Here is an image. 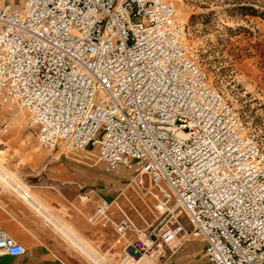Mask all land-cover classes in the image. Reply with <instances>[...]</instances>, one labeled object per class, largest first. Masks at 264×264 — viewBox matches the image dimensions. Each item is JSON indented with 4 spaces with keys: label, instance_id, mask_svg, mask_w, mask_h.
<instances>
[{
    "label": "built area",
    "instance_id": "2783aa9c",
    "mask_svg": "<svg viewBox=\"0 0 264 264\" xmlns=\"http://www.w3.org/2000/svg\"><path fill=\"white\" fill-rule=\"evenodd\" d=\"M15 1L0 3V104L25 113L42 146L97 148L106 171L132 172L159 210L176 204L207 264H264L263 146L210 85L175 2ZM114 203L91 222L114 225L128 256H154L130 240L125 208L111 218ZM25 253L0 225V256Z\"/></svg>",
    "mask_w": 264,
    "mask_h": 264
},
{
    "label": "rangeland",
    "instance_id": "374dc122",
    "mask_svg": "<svg viewBox=\"0 0 264 264\" xmlns=\"http://www.w3.org/2000/svg\"><path fill=\"white\" fill-rule=\"evenodd\" d=\"M7 1L11 0H0V3ZM173 1L178 19L187 26L189 42L200 52V66L207 74L210 85L219 90L239 112L264 149V0ZM21 2L17 0L14 5L18 7ZM9 109L0 104V145L9 148L17 141L25 145L28 136L36 131L29 127L30 121L25 113L9 112ZM25 134L27 137L23 136ZM34 140L37 147L35 154H42V163L37 162L42 169L38 168L36 174L45 178L57 176L59 171H53L54 163L62 161L83 171L91 178L93 189L106 194L105 200L115 201L111 207L114 221L120 218L116 203L129 212L138 229L136 234H131L130 240L135 241L140 236L142 243L151 247V252L156 254L149 257V261L164 264L183 245L202 246L200 238L190 235L191 225L176 204L172 205L174 212L170 214L159 210L158 201L134 185L132 172L126 169L106 171L97 157V148L77 155L66 152L62 146L46 148L39 143L37 136ZM9 154L4 152L0 160L7 161ZM35 154H22V163L35 168ZM107 229L109 262L130 264L132 257L127 258L128 254L123 252L122 246L116 244L114 225L108 223ZM171 230L176 231V238L167 244L163 236ZM159 243L161 248L157 246ZM92 258L102 264L94 255Z\"/></svg>",
    "mask_w": 264,
    "mask_h": 264
},
{
    "label": "crops",
    "instance_id": "0c3cea01",
    "mask_svg": "<svg viewBox=\"0 0 264 264\" xmlns=\"http://www.w3.org/2000/svg\"><path fill=\"white\" fill-rule=\"evenodd\" d=\"M28 137L25 145H0V156L10 153L7 161L0 160V225L26 249L22 256H0V264H96L92 253L112 264L107 225L90 220L106 194L93 189L91 178L68 162L54 163L57 176H38L42 154H35L36 133ZM22 154H35L36 167L22 163ZM200 242L181 246L164 264H207L206 243Z\"/></svg>",
    "mask_w": 264,
    "mask_h": 264
},
{
    "label": "bare ground",
    "instance_id": "6f19581e",
    "mask_svg": "<svg viewBox=\"0 0 264 264\" xmlns=\"http://www.w3.org/2000/svg\"><path fill=\"white\" fill-rule=\"evenodd\" d=\"M181 18V16H180ZM25 195V193H24ZM174 212V211H173ZM171 233V236L173 238V240L176 238V231L174 230H171L169 231ZM92 255H94V257H96V259H98V261H100V263L102 264H108V262L104 261V260H101L98 256H96L94 253H92ZM131 256H128L127 258H129ZM155 260H151L149 261V256H146V255H143V256H139V257H135V258H131V261H130V264H155ZM96 264H99L98 262H95Z\"/></svg>",
    "mask_w": 264,
    "mask_h": 264
},
{
    "label": "water",
    "instance_id": "95a60500",
    "mask_svg": "<svg viewBox=\"0 0 264 264\" xmlns=\"http://www.w3.org/2000/svg\"><path fill=\"white\" fill-rule=\"evenodd\" d=\"M136 257H139V255H138V256H136Z\"/></svg>",
    "mask_w": 264,
    "mask_h": 264
}]
</instances>
